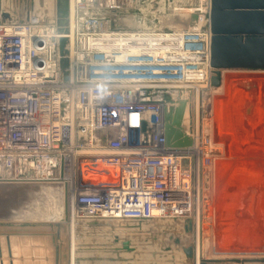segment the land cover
Wrapping results in <instances>:
<instances>
[{
	"label": "built area",
	"instance_id": "1",
	"mask_svg": "<svg viewBox=\"0 0 264 264\" xmlns=\"http://www.w3.org/2000/svg\"><path fill=\"white\" fill-rule=\"evenodd\" d=\"M206 1L205 18L210 10ZM138 2L87 0L76 5L75 43L67 47L68 81L60 66L63 36L55 25L56 15L45 24L34 16L28 20L30 12L21 16L0 9L1 186L61 184L71 201L70 218L81 223L140 224L159 212L173 218L185 210L184 194L194 197L190 190L197 162L209 169L223 149L199 131L192 148L167 149L164 107L177 99L175 92L188 88L189 76L206 70L204 62L184 60L182 55L201 54L210 61L211 33L208 25L200 33H114L112 15L110 22L92 16L98 7L116 14ZM80 12L89 18H79ZM3 13L11 19L4 21ZM151 35L168 39L150 51L133 49L139 37ZM195 35L199 50L191 49ZM125 38L131 42L127 47L115 41ZM206 97L202 95L201 108L211 113ZM86 150L89 157L81 155ZM87 160L116 170L118 183L83 184L81 164Z\"/></svg>",
	"mask_w": 264,
	"mask_h": 264
},
{
	"label": "rangeland",
	"instance_id": "2",
	"mask_svg": "<svg viewBox=\"0 0 264 264\" xmlns=\"http://www.w3.org/2000/svg\"><path fill=\"white\" fill-rule=\"evenodd\" d=\"M203 1L204 0H180V1L179 0H139L137 5L126 6L124 9H122L120 12H118L116 14H112L111 12L105 11V10H103L97 6L98 8H96L95 10L92 11V16H95V17L99 18L100 20L109 21V17L112 15V17H114V19H113L114 29H115L114 33L129 34V33L141 32L143 34H151V33L161 34L162 32L182 33V32H187V31H198V33H200L201 30L205 27V25H208L207 24V18H204L203 16H201L203 14H201L200 16L196 15V17H195V15H192L190 10L191 9H201L204 11L205 6H203ZM7 2L11 3V5L13 4L12 3L13 0H7ZM11 5H9V7H11ZM52 5H53V3H52ZM6 7L8 8V5ZM51 9L52 10H49L50 13H48V16L50 15L51 17L50 16L49 17L52 19V17L53 16L55 17V15H56V5L54 4V6L51 7ZM181 20H183V22H180ZM193 29H195V30H193ZM104 31H107V28L104 29ZM134 31H137V32H134ZM228 73L230 74V75L228 74L229 76H233V75L240 76L239 74L245 73V72H241V73L236 72L235 74L231 73V72H228ZM246 73H248V72H246ZM249 73H251V72H249ZM225 75H227V74H225ZM241 76L242 77H248L247 79L250 78L252 81L251 80L247 81V79H245V80H242V81H245L244 83L241 81H236L237 84L232 83V86H230L232 91L231 90L228 91V88H225L226 89L225 91L227 94L224 93L225 92L224 90H222V93H224L226 95V97L227 96L232 97L231 95H233V97H232L233 100L235 99V101H239L240 103L245 101L244 100L245 95L246 96L250 95V97H252L254 95H257L264 88V76L263 75H261V74H252V75L244 74L243 75L242 74ZM253 79L257 80V81H254ZM233 80H234V77L233 78L231 77V81H233ZM249 82H251V83L254 82L256 86H248L247 87L248 89L246 90V84H248ZM232 87L234 90L232 89ZM235 88H236V90H235ZM217 89H219V88H217ZM230 91L232 92L231 94H230ZM240 91H243V92L241 93ZM224 94L219 95V98L225 99ZM241 95L243 97H241ZM221 96H223V97H221ZM169 98H170V96H169ZM245 98H247V97H245ZM225 104L227 105V103H225ZM234 105L235 104H233V107H234ZM263 120H264V117H263ZM262 125L264 126V124H262ZM263 134H264V129H263V132L261 133L262 137L264 136ZM246 139H248V137L247 138H241L239 140L243 141ZM258 140L260 141V138H258ZM263 140H264V138H263ZM227 141L232 142V140H230L229 138ZM253 142H255V141L254 140H246L245 144H243V145L240 144L241 146L236 148V150L240 148L239 151L237 150L240 153V151L242 150V148H241L242 146L244 148H249V150H251L252 147L255 148V146H253V145H257L258 146L257 148H259L257 152H260V155L264 154V144H261L260 143L261 141L258 143H253ZM259 144H261V145H259ZM226 148H228L227 145H226ZM254 148H252V149H254ZM260 150H262V151H260ZM230 153H232L231 150H230ZM262 168H264V166ZM247 170H249V169L247 168ZM82 172H83V177H82L83 184H87L89 182H97L103 178V174L100 171H93V170H90L89 168L82 167ZM219 175H218V177H219ZM210 179L211 178L207 179V183L209 185V188L211 186V183L209 182ZM245 179H244V181H246V180L250 181L251 180L250 178H247L246 180ZM256 181H258L260 183L259 185L261 186L264 183V173H263L262 178L258 179ZM207 183L204 187V191H206V189H208ZM102 184L105 185L104 183H102ZM20 187H22V188H20ZM46 187L49 188L50 186H45V187L43 186L42 187L41 185H37V186L22 185V186L11 187V186H1L0 185V223L20 224V222L24 220V221H27V222L33 223V224L36 222L38 224L45 223V222H57L58 224H62V225L66 224L67 225V223L70 221V219L67 222L66 205H64L65 203H63L62 205L59 206V204H57V199L53 198L52 195H51L50 199L46 200L44 197L45 191L42 190L43 188L46 190L47 189ZM262 187H263V192H264V184L262 185ZM12 188H17V189H12ZM206 193H207V191H206ZM206 193H205V197H207ZM45 194H47V192ZM261 206L263 208L261 210V212L264 213V202H263V204H261ZM64 208H65V210H64ZM31 210H32V212H31ZM64 211H65V213H64ZM32 213H34V215H36V213H38L41 217H38L39 215L38 216H32ZM205 213L206 212H204V215H205L204 217H206L205 221H206V223H209L211 220L210 219H208L209 221L207 220V214H205ZM29 214H31V215H29ZM220 220L221 219L219 218L218 223H220ZM108 223H109V225L110 224L112 225L113 222L112 223L106 222V224H108ZM52 224H54V223H52ZM98 224H105V223L96 222V223H84L83 224V223L77 221L76 227L78 229L73 228V231L69 229V225H67V226L65 225L66 228L61 230V240H59V241L56 240V229L51 228L50 224H49L50 226H48V225H36L37 227H35V228H24V229L23 228H16L18 230L14 229L12 227V228H7L6 230L0 229V231L1 232L3 231V237H5V238H7V236L22 237V240H24V242L28 243L27 245H29V244L31 245V243H29V241H30L33 243L32 245L37 246V249L46 250L48 252V255L45 254L44 257L50 258V259H48V260H50V262H48L49 264H58V262L60 263V261H62L61 262L62 264H70L71 256L74 257L75 264H158L159 262L162 263V261H164L165 264H167V262H168V264H185V259H183L184 256H183V254H180L181 252H179L178 247H176L177 244H176V246H174L175 242L173 243L172 238L168 237V235L164 234L167 232L168 233L169 232L175 233V232L171 231L169 229V227H166L167 228L166 230H164L163 228L162 229H153L152 228L153 229V231H152V229H150L151 225H152V227L155 226V228L157 227V225H155L154 223H140V225L146 226V228H148L151 231V232L150 231L145 232V228H143V229L140 227L137 228V226L139 224H131L128 222H123V223L118 224L119 226H121L120 228L115 229V228L111 227L112 230H109V229L104 230V228H101ZM93 226L95 228H92ZM167 226L171 227V225H167ZM209 226L210 227H207V229L210 231L205 233L206 239H207L206 249L208 248L209 252H210V250H213V248H214V250L216 249L217 252H227L229 250H235L238 248V246H236V245L234 246L233 243L226 240L228 237L227 233H225L227 231V226H226V224H225V226H222L221 223H220V226L218 224L220 231H219V235L216 234L218 236L217 237L218 243H217V246H215L216 245L214 243L215 241L214 240H213L214 242L212 241V238L215 234V231H214L215 226L212 225L213 229H211V227H212L211 225H209ZM223 227H224V229H223ZM13 230H15V231H13ZM25 230H27V231H25ZM129 230L134 231L132 234H139V233L143 234L144 232L145 233L142 236L138 237L139 240L138 239L135 240L137 237L136 238L133 237L134 241H132L133 239L130 236H133V235L131 234L129 236L128 235L129 233L126 234V232H124V231H129ZM18 231H21V232H18ZM154 231H156V232H154ZM162 231H164V232H162ZM123 233L126 234L127 239H128L126 241L124 240V242H129V243L131 242L130 246H132V244L143 245V247H142L143 249L140 251V249L136 248L137 245H133V247L136 248V251L132 250L133 253L123 251L122 250V244H120L117 241L118 238H116V236H118V235L120 237L124 236L125 234H123ZM160 233H161V235H160ZM162 233H163V235H162ZM150 234H151V236H150ZM223 234H226V235H224L225 238L222 241V240H220V237L223 236ZM1 237L2 236L0 235V238ZM73 238H74V241H73ZM213 239H215V238H213ZM183 242L186 243L187 240H185V241L183 240ZM211 242H212V244H210ZM249 243H245L244 246H247V247H245L244 251L251 250L249 247H251L252 245ZM23 244H25V243H23ZM157 244H159V245H157ZM261 245L264 246V242ZM170 246L173 248H171ZM32 248H35V247H32ZM171 251L174 253L176 252L175 254L177 256H179V258H178L179 260H176L177 259V256H176V259H175L176 263H173L174 260L173 259L171 260L170 256H167V255L163 256L166 252L168 253ZM121 253L123 255L126 254V256L120 258L118 255ZM134 253H135V255H134ZM210 253H212V252H210ZM130 254L134 255V256L127 257V255H130ZM219 254H221V253H219ZM136 256L138 257V259ZM60 257H61V259H60ZM7 258L10 260V257L8 255V248H7ZM52 258H53V261L51 260ZM173 258H174V255H173ZM181 260L183 263L181 262Z\"/></svg>",
	"mask_w": 264,
	"mask_h": 264
},
{
	"label": "bare ground",
	"instance_id": "3",
	"mask_svg": "<svg viewBox=\"0 0 264 264\" xmlns=\"http://www.w3.org/2000/svg\"><path fill=\"white\" fill-rule=\"evenodd\" d=\"M87 0H69V7H70V37H71V42H69V44L71 46H73V44L75 43V12H76V5L79 4V3H84L86 2ZM180 1V0H179ZM210 2V0H209ZM13 4L11 5V3L7 2V0H0V9L1 10H5L4 8H7L6 6L8 5H11V8H7V10H12V11H17L18 13H22L21 16H24V14H26V12H30V15L31 16H34V19H36V21L38 22H42L45 24L49 23L51 21V16L49 17L48 16V13H50L49 10H52L51 7L54 6V4L56 5V0H31V2H22V1H19V0H13L12 2ZM25 3V4H24ZM53 3V5H52ZM207 3L206 0L203 1V6H205ZM201 7V6H200ZM206 9V8H205ZM205 9L204 11L201 10V9H191V13L192 15H201L205 18ZM187 14V13H186ZM54 17V16H53ZM202 17V18H203ZM185 21V20H184ZM163 22V21H162ZM180 22H183V20H181ZM124 23V22H123ZM181 24V23H180ZM187 24V23H186ZM125 25V24H124ZM134 32H137V31H134ZM202 32V30H201ZM184 33V32H182ZM138 35H135V36H131V37H137ZM168 36H165V37H160V36H156V35H151V36H144V38L142 37H139L140 38V41L138 43V47L136 48H133L138 51H142V50H145V51H150L149 49H152L154 47H157L158 44H161V43H164V41H167V40H163V39H168L166 38ZM195 39V43H192L191 44V49H197L199 50L200 49V43L197 42V37L195 35V37H193ZM125 41H122L120 39H117L115 41H119L121 42V44L123 46H128L127 44L128 43H131L129 42L126 38L124 39ZM169 41V40H168ZM182 42V40H180V43ZM137 44V43H135ZM182 45V43H181ZM185 47V45H184ZM182 59H189L193 62H198V64H201L202 62L205 63V66L207 67L206 70L204 72H196L194 74V76H189V80H188V83L185 85V87H188L187 89H185V91H193L194 92V100H195V104H194V110H195V131H199L202 135H204V137L206 135H209L212 143L214 142H217L218 144H221V147L223 149V155L221 154L219 156V158L216 160V162L213 164L212 167H210L209 169H206V168H203V163L201 160H199L197 162V166H198V169L197 170H194L195 171V174L192 175L194 177V189H191L190 190V193H192V191H194V197L192 198V195H190V197H188V193L184 194V196L186 197V201H185V210H179L177 211V216H173V218L169 217V216H164L161 212L157 213L156 217L150 221H147V222H143V223H154L155 225H157V227L155 228L152 227L151 225V228L150 229H164L166 230L167 228L166 227H169V229L175 233H164L165 235H168V237H171L172 238V241L173 243L175 242V245L177 244L176 247H178L179 249V252H181L180 254H183L182 251H181V247L184 246V245H188L190 243V240H191V237H188L187 235H185L184 231H183V223L186 219H193L194 220V223H195V233H194V245H195V249H196V260H197V263L199 264L200 261L203 259V260H211L210 258H208L210 256V252L208 251V248L206 249V243H207V239H206V234L207 232H209L210 230L207 229V227H210L209 223H206L205 221V218L204 217V212H206L205 214H207V216H210L212 210H211V202L209 200V204L205 202V199H207L205 197V193L206 191H204V187L207 183V179L211 178L210 179V183H211V186L210 188L212 187L213 188V181H214V186L218 187V189H221L223 186L221 184V168H220V164L221 162L229 157H231L233 159V157L237 158V157H242L243 154H247V152L249 153H255V151H258L259 148H257L258 146H255L252 147L254 149L252 150H249V148H244L243 146L241 147L242 149L244 150H247L246 152L244 151H240V153L238 152L240 150L236 148H238L239 146H241L242 144L240 143V140L236 137L238 134H243L242 132H247V128H251V130H254L253 127H250L248 125H245L243 126V122L242 124L240 125H237L238 123H241V117L239 115V112L238 109L241 108V106H244L245 105V101H246V98L247 97L246 95L244 96V102H239V101H235V99L233 100V95H231L232 97L230 96H227L224 94L226 93V89L225 88H228V91L231 90L230 86H232V83L233 84H237L236 81H241V82H245V81H242V80H245L247 79L248 77H242L241 75L243 74H247V75H252V74H256L255 72H251L249 73V71H224L222 73V81H221V86L219 87V89L213 87L211 85V78L213 77V70L210 68V61L208 59V56L206 58V56H202L201 54H198L196 56H191V57H183L182 55ZM228 72H231V73H238V72H245V73H241L239 74L240 76H237V75H233V76H229L230 74ZM248 72V73H246ZM227 74V75H225ZM229 74V75H228ZM254 76V75H253ZM264 76V75H263ZM225 77V78H224ZM231 77L233 78L234 77V80L231 81ZM250 77V76H249ZM257 77V76H256ZM263 78V77H262ZM255 79V78H254ZM253 79V80H254ZM248 80H251L250 78L247 79ZM206 81H210L209 83V86L208 87H205L203 86ZM252 81V80H251ZM254 81H257V80H254ZM239 86V85H238ZM243 86V85H242ZM256 86V85H255ZM233 89V87H232ZM222 90H224L225 92L222 93ZM234 90V89H233ZM236 90V88H235ZM232 91V90H231ZM230 91V94L232 93ZM244 91V90H243ZM243 91H240L241 93ZM179 92H175V94L177 95ZM224 94L225 95V99L223 98H219V95H222ZM227 94V93H226ZM202 95H207V97L210 98V101H211V104H210V109H211V113L208 112L209 108L207 109V111H202ZM239 95V94H238ZM207 97H206V100H207ZM223 97V96H221ZM241 97H243L241 95ZM250 101V100H249ZM251 102V101H250ZM203 108L205 107V104L206 102H203ZM227 103V105L225 104ZM255 103V102H254ZM233 104L234 107H233ZM244 104V105H243ZM257 105V103H255ZM259 106V105H258ZM249 107V106H248ZM257 107V106H256ZM234 108V109H233ZM244 108V107H243ZM242 108V109H243ZM252 108H253V105H252ZM70 109V108H69ZM242 109H241V112H242ZM245 109V108H244ZM246 109H248L246 107ZM257 109V108H256ZM260 110V109H259ZM238 111V113H237ZM244 111V110H243ZM250 111V110H249ZM252 111V110H251ZM253 111H256V110H253ZM258 111V110H257ZM240 112V113H241ZM260 112V111H259ZM244 113H246L244 111ZM254 113V112H253ZM69 115H71V109L69 110ZM249 115H250V112H249ZM255 115V114H254ZM245 116V115H244ZM263 116V115H262ZM261 116V117H262ZM246 118V117H244ZM262 119V118H261ZM243 121H246V120H243ZM230 132H236L235 135H233L232 133ZM198 133V132H197ZM196 133V134H197ZM199 134V133H198ZM228 138L230 140H232V142H228ZM199 140V139H198ZM214 141V142H213ZM199 141H196V147H197V143ZM241 144V145H240ZM263 144V143H262ZM226 145L228 148H226ZM261 145V144H259ZM245 146V145H244ZM247 146V145H246ZM263 147V146H262ZM261 148V147H260ZM230 150L232 151V153H230ZM262 151V150H260ZM229 154H228V153ZM98 154V153H96ZM101 154V153H100ZM82 156H85V157H89L90 156V152L88 150L82 152L81 154ZM229 155V156H228ZM255 156V155H254ZM257 156V155H256ZM264 156V154L260 155L257 159L258 161L256 162H251L249 160H245V161H242V162H245L246 165H252L254 164V167L255 165L256 166H264V157H263V160H262V157ZM245 157V156H244ZM247 157V156H246ZM253 157V156H252ZM204 158V157H203ZM230 159V158H229ZM256 159V160H257ZM231 160V159H230ZM235 160V159H234ZM237 160V159H236ZM241 160V159H240ZM244 160V159H243ZM251 160V159H250ZM253 160V159H252ZM230 163V162H228ZM224 164V163H222ZM81 168L82 167H86V168H89L90 170H93V171H100L102 174H103V178L100 179L99 181L97 182H89L87 183L86 185H98V186H113V185H116L118 183V175H117V171L110 168V167H107L101 163H98L96 166L92 165L90 163L89 160L85 161V162H82L81 164ZM230 165V164H229ZM228 166V165H227ZM235 166V165H234ZM262 166V167H263ZM236 167V166H235ZM234 167V168H235ZM203 168V169H202ZM223 168V166H222ZM232 168V169H234ZM224 169V168H223ZM226 169H228L226 167ZM254 169V168H253ZM264 169V168H263ZM229 171V170H227ZM76 173V171H75ZM225 173V172H224ZM220 174V175H219ZM227 174V172H226ZM73 173L70 172V176H69V173L67 174L66 176V180H69L71 177H72ZM219 175V177H218ZM211 176V177H210ZM224 176V175H223ZM226 176V175H225ZM224 178V177H223ZM247 179V178H246ZM229 181V180H228ZM263 181V180H262ZM223 182V181H222ZM102 183H104L105 185H103ZM255 183V182H254ZM264 184V183H263ZM262 184V185H263ZM261 185V187H262ZM41 186L45 187V186H50L49 188L46 187L47 189L45 190L44 188L42 189L43 191H45V193L47 192V194H45L44 192V197L46 200L50 199L51 195L53 198H56L57 199V204L62 205L63 203H65L64 205H66V212L68 214V211H69V214L71 215V208H70V204H71V201L70 198L68 199V193H67V189H65L64 186H62L61 184H41ZM68 186V185H67ZM225 186V185H224ZM11 187H16V186H11ZM29 187V186H28ZM216 187V188H217ZM250 187V186H249ZM259 187V186H258ZM22 188V187H20ZM24 188V187H23ZM51 188V189H50ZM53 188V189H52ZM224 188V187H223ZM10 189V188H9ZM12 189H17V188H12ZM260 189H263L260 188ZM11 190V189H10ZM24 190V189H23ZM222 192V191H221ZM41 200V199H40ZM38 201V200H37ZM56 201V200H55ZM47 202V201H46ZM208 209V210H207ZM37 210V209H36ZM65 210V208H64ZM32 212V210H31ZM215 212V211H214ZM65 213V211H64ZM176 212H173V214H175ZM215 214V213H214ZM31 215V214H29ZM28 215V216H29ZM39 214L36 213V215H34V213H32V216H38ZM171 215V214H170ZM38 217H41L40 215ZM215 217V216H214ZM207 219H209L207 217ZM216 220H218L217 218V213H216V217L214 218V221H210L211 222V226L213 224L214 227V231L216 232L217 230V225H216ZM77 221H75L72 217L70 218V221L67 223V225H69V229L73 231V228H77L76 227V223ZM54 223V224H52ZM120 223H123L122 221H118V222H113L112 225L109 223L108 224H98L101 228H104L105 229H109V230H112V228H120L121 226H119L118 224ZM10 224V223H8ZM54 226L56 224H58L57 222H45V223H40L38 224L37 222L36 223H29L27 221H21L20 224H15V225H48V226ZM84 224V223H83ZM117 224V225H116ZM153 224V225H154ZM66 225V224H65ZM66 225V226H67ZM89 225V224H88ZM146 225V224H145ZM167 225H171L170 226H167ZM118 226V227H117ZM213 226L211 227V229H213ZM99 227V228H100ZM112 227V228H111ZM140 227V228H145V232H148L150 231L148 228H146V226L144 225H138L137 228ZM80 228V227H79ZM92 228H95L94 226ZM100 228V229H101ZM16 229V227L14 228ZM24 229V228H23ZM78 229V228H77ZM76 229V230H77ZM148 229V230H147ZM152 229V231H153ZM6 230V229H5ZM18 230V229H16ZM97 230V229H96ZM120 230V229H119ZM135 230V229H134ZM219 230V229H218ZM15 231V230H13ZM130 231V230H129ZM129 231H124L126 232V234H128L129 236L134 232L133 230H131L130 232ZM144 231V230H143ZM157 231V230H156ZM154 231V232H156ZM144 232V233H145ZM151 232V231H150ZM164 232V231H162ZM139 233V232H138ZM143 233V234H144ZM159 233V232H158ZM81 234V233H80ZM122 234V233H121ZM125 234V233H123ZM126 234L122 237H120L119 235L116 236L117 241L122 244V242H124V240H128L127 239V236ZM142 233H139V234H132L133 236H130L132 237H137L135 240L138 239L139 236H142L143 235ZM152 234V233H151ZM150 234V236H151ZM117 235V234H116ZM161 235V233H160ZM163 235V233H162ZM19 236V235H18ZM74 236V235H73ZM72 236V237H73ZM76 236V235H75ZM15 237V236H13ZM155 237V236H154ZM16 239H13L14 242H11L10 240V245L12 247V250L14 251V248L13 245H16L17 244V247H19V245H21L22 249H25L26 247L28 248H31V246H35V245H32L33 243L29 241V243H31V245H27L28 243L24 242V240H19V239H22V237H15ZM212 238V237H211ZM210 238V239H211ZM24 239V238H23ZM156 239V238H155ZM158 239V238H157ZM209 239V238H208ZM111 240V239H110ZM139 240V239H138ZM183 240H187L186 243L183 242ZM73 241H74V238H73ZM83 241V240H82ZM134 241V239L132 240ZM211 241V240H210ZM25 243V244H23ZM112 243V242H111ZM131 243V242H130ZM138 243V242H137ZM165 243V242H164ZM171 243V242H170ZM184 243V244H183ZM6 244H7V239H6ZM151 244V243H150ZM212 244V242L210 243ZM133 245H137V249H140V251L143 249V245H138V244H132L131 246V249L133 251H136V248L133 247ZM159 245V244H157ZM164 245V244H163ZM146 246V245H145ZM144 246V247H145ZM212 246V245H211ZM171 247V246H170ZM210 247V246H209ZM156 248V247H155ZM165 248V247H164ZM163 248V249H164ZM173 248V247H171ZM75 249V248H74ZM170 249V248H169ZM177 249V248H176ZM41 250V249H40ZM132 250L129 252L131 253ZM12 251V253H13ZM158 251V250H157ZM237 251V250H236ZM126 252V251H125ZM165 252V251H164ZM73 253V252H72ZM117 253V252H116ZM123 253V252H122ZM121 253V254H122ZM133 253V252H132ZM139 253V252H138ZM151 253V252H150ZM158 253V252H157ZM161 253V252H160ZM174 252H166L163 256H170L171 260L173 259V263H176L175 259H176V252L173 254ZM119 254L118 256L121 258V257H124L126 256L125 255H121ZM77 255V254H76ZM135 255V253H134ZM134 255H127V257H132ZM138 255V254H137ZM173 255H174V258H173ZM113 256V255H112ZM116 256V255H115ZM148 256V255H147ZM150 256V255H149ZM162 256V257H163ZM184 256V255H183ZM244 256V255H243ZM15 257V256H14ZM137 257V256H136ZM114 258V257H113ZM117 258V257H116ZM168 258V257H167ZM179 256H177V259L176 260H179L178 259ZM3 259H4V255H3ZM115 259V258H114ZM118 259V258H117ZM127 259V258H126ZM130 259V258H129ZM132 259V258H131ZM138 259V257H137ZM164 259V258H163ZM184 259V258H183ZM261 259H264V257H262ZM261 259H240V258H237V259H233V260H240V261H255V260H261ZM170 260V259H169ZM215 260H218V259H215ZM4 261V260H3ZM129 261V260H128ZM221 261V260H220ZM231 261V260H229ZM48 262V261H47ZM62 261H60L59 264H62L61 263ZM142 262V261H141ZM152 262V261H151ZM182 262V260H181ZM160 263V262H159ZM158 263V264H159ZM170 263V262H169ZM183 263V262H182ZM4 264H7L6 262H4ZM70 264H75V260H74V257L71 256V260H70ZM160 264H165L164 261H162V263ZM168 264V262H167ZM186 264V263H185Z\"/></svg>",
	"mask_w": 264,
	"mask_h": 264
},
{
	"label": "water",
	"instance_id": "4",
	"mask_svg": "<svg viewBox=\"0 0 264 264\" xmlns=\"http://www.w3.org/2000/svg\"><path fill=\"white\" fill-rule=\"evenodd\" d=\"M22 1V0H20ZM196 17V16H195ZM4 21L11 19L8 13H3ZM31 19L29 13L28 20ZM79 18L87 19L89 14L79 13ZM69 0H56V22L58 33L63 37L59 42L61 70L64 80H69V51L70 35ZM197 19V18H196ZM208 30L211 33L210 68L213 70L211 85L221 86L224 71L264 72V0H210V10L207 14ZM34 40H38L34 30ZM176 100H170L164 107L165 146L171 150H185L194 146L195 110L194 92L181 91ZM143 131H146L144 126ZM69 199V196H68ZM70 201V200H69ZM67 222L69 211L66 212ZM35 228L36 225H15L0 223V229ZM56 229V240H61V230L65 225L51 226ZM195 223L186 219L183 223L185 235L191 237L190 243L181 247L186 264H198L194 245ZM27 231V230H25ZM21 232V231H18ZM3 235V231H0ZM8 255L12 258L10 236H7ZM122 250L130 252L129 242L122 243ZM0 264H4L0 239ZM57 263V262H56ZM10 264H13L11 262ZM59 264V262H58ZM199 264H264V259L255 261H220L201 260Z\"/></svg>",
	"mask_w": 264,
	"mask_h": 264
},
{
	"label": "crops",
	"instance_id": "5",
	"mask_svg": "<svg viewBox=\"0 0 264 264\" xmlns=\"http://www.w3.org/2000/svg\"><path fill=\"white\" fill-rule=\"evenodd\" d=\"M255 73L264 75V72H255ZM248 86H255V83L249 82L248 84H246V90L248 89L247 88ZM245 102H243L245 103V105L243 104L244 106H241V108L238 109V111L241 112V109L243 107L245 108V109L244 108L242 109L241 113L239 112V115L241 117V123H238L237 125H240L243 122V126L248 125L250 127H253L254 130H251V128H247V132H242L243 134H240V135L238 134L236 137L238 139L248 137V139L246 140H254L255 142L253 143H258L261 141L260 143L264 144V140H263L264 136L263 137L261 136V133L263 132V129H264V126L262 125L264 124V120H263V117H264V88L257 95H254L252 97H250V95L249 96L247 95ZM254 102L257 103V105ZM252 105H253V108H252ZM246 107L248 109H246ZM243 110L246 113H244ZM253 110H256V111H253ZM249 112H250V115H249ZM243 120H246V121H243ZM230 133L235 135L236 132L235 133L230 132ZM258 138H260V141L258 140ZM246 140H243V141L240 140V143L243 145L245 144ZM253 146H257V145H253ZM242 151L246 152L247 150L242 149ZM259 156H260V152L255 151V153L247 152V154H243L241 158L233 157L232 159L231 157H229L231 159L230 160L229 158L226 157L224 162L222 161L220 164L221 173L223 172L221 175V184L224 188L222 187L221 189H218L217 186L216 188L214 186V181H213V188L206 189L207 191L206 196L211 202V210H212L210 216H207V217L210 220L214 221V218L216 217V213H217L218 220H216V225L218 226L219 224L220 226V223H221L222 226H225L226 224L227 231L225 233H227V236H228L226 240L233 243L234 246L235 245L238 246L237 249L229 250L227 252H217V250L216 249L214 250L213 248V250H211L212 254H210V256L208 257L211 260L218 259L221 261H229V260H233L237 258L261 259L262 257H264V246L261 245L264 242V213L261 212V210L263 209L261 204H263L264 202V192H263V189H260L261 188V186L259 185L260 183L256 181L262 178L264 169L262 168V166L255 165L254 167V164L246 165L245 162H242V161H245L248 157L249 158L247 160L251 162H256L258 161L257 158ZM263 157H262V160H263ZM222 166L224 169L222 168ZM226 167L228 169H226ZM247 168L249 170H247ZM245 178H250L251 180L247 181ZM244 179L247 182L244 181ZM219 218L221 219L220 223H218ZM209 224L211 225L210 222ZM219 226L213 236V238L215 239L212 238V241L213 240L215 241V242L213 241L216 244L215 246H217V243H218L217 235H219V231H220ZM224 235L226 234H223V236L220 237V240L223 241V239L225 238ZM1 236L2 237L0 239H1L2 255H4L3 260L7 264H10L11 262H13V264H49L48 262H50V260L48 259L50 258L44 257L45 254L48 255V252L46 250L37 249V246H31V247H35L32 249L28 247H26L25 249H22L21 245H19V247H17V244L13 245V247L15 248L13 251L11 247V253L12 251L13 253H12V258H10L9 260L7 258L6 238L3 237V235ZM15 237L10 236L11 242H14L13 239H16ZM19 240H22V239H19ZM245 243H249L252 245L251 247H249L251 250L244 251L245 247H247V246H244ZM51 260L53 261V258ZM0 262H1V259H0Z\"/></svg>",
	"mask_w": 264,
	"mask_h": 264
}]
</instances>
